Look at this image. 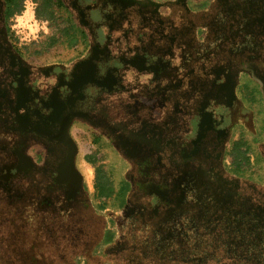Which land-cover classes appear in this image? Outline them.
<instances>
[{
	"label": "rangeland",
	"instance_id": "1",
	"mask_svg": "<svg viewBox=\"0 0 264 264\" xmlns=\"http://www.w3.org/2000/svg\"><path fill=\"white\" fill-rule=\"evenodd\" d=\"M41 1L35 0V15L48 22L49 34L41 32L39 40L31 44L20 42L13 23L24 10L23 2L20 12L7 23L9 37L0 29V56H7L13 44L21 53L23 66L36 70L35 76L43 73L53 78L58 71L70 77L73 66L92 55L101 86L113 87L105 90L106 95L134 107L110 112L115 118L126 114L131 119L126 129H119L130 135L131 161L118 150L117 128L112 130L114 139L109 142L101 127L90 124L72 109L75 118L66 134L75 152L77 188L85 205L76 212L63 208H57V212L56 207L48 211V192L37 196L44 206L34 200L33 181L45 177V153L54 148L29 144L25 154L33 158L36 150L41 169L12 177L16 182L10 185L13 189L0 180V264H264L263 38L257 36L252 50L247 46L251 35L245 31L246 26L242 34L231 36L228 44L216 34L212 40L208 38L222 18L245 17L249 8L223 0H102L110 6L112 19L129 1L139 13L130 11L124 26L110 34V54L101 59V54L81 41L69 46L63 33L68 27L65 15L55 7L51 12L43 9ZM255 1L257 6L261 4L255 9L257 15L258 11L263 15L264 0ZM86 22L94 32L91 19ZM6 56L0 61L7 62ZM134 56L138 58L133 61ZM145 62L150 72L137 74ZM251 65L260 66L255 76ZM114 68L121 72L119 81ZM10 69L15 71L14 66ZM90 71L88 66L84 68L86 74ZM40 80L47 89H38ZM40 80L33 77L32 83L41 91L39 101L31 96L27 108L34 105L44 119L48 113L42 103L57 90L54 93L48 88L53 85L48 84L49 78ZM89 83L86 88L95 94L100 87ZM57 95L72 97L66 87ZM217 101L227 106L211 109L210 103ZM31 107L26 111L21 106L13 109L18 120L0 114V146L13 140L4 134L10 123L20 129H55L51 119L34 124ZM55 110L53 106L50 112ZM210 110L213 115L220 114L218 127L222 128L217 130L224 144L217 153L211 147L196 149L194 143L202 129L198 122ZM94 136L100 141L93 143ZM29 139L32 142L34 136ZM192 142L196 157L191 155ZM3 148L1 160L7 159L2 156ZM179 149L189 153L191 160H180ZM86 158L92 163L87 164ZM9 161V166L14 163L13 159ZM21 169L27 168L21 164ZM14 170L11 165L10 172ZM164 175L168 178L165 185L172 183L179 188V208L175 207V193L167 198L169 194L161 184L162 197L166 194L162 200L152 194L137 195L140 188H153L154 177L161 183ZM96 182L113 188L107 200L96 196Z\"/></svg>",
	"mask_w": 264,
	"mask_h": 264
},
{
	"label": "flooded vegetation",
	"instance_id": "2",
	"mask_svg": "<svg viewBox=\"0 0 264 264\" xmlns=\"http://www.w3.org/2000/svg\"><path fill=\"white\" fill-rule=\"evenodd\" d=\"M3 1L4 0H0V29H2L4 31V34L9 37V32L6 31V29L8 28L7 23H4L2 19ZM63 1L66 6H64L66 9L64 12L65 14L69 15L73 22V33L82 32L86 38L85 42L87 48L90 47L91 51H95L97 55L98 53L101 54V59H106L110 54V51L108 50V43H110L112 39L110 37V34L113 31H116L117 27L121 29L124 26L123 20L130 19V11H134L135 13H137V15L139 13L136 7L132 6V1H129L128 4L124 5V9H120L119 13L115 14V19L109 17L112 14L110 12V6L108 7V4L106 3L103 4L104 2L102 0ZM223 1L228 2L230 4L231 2H240L241 4L246 5L249 8V12L248 14L244 15L245 17H236L234 19H232V17L226 19L222 18L220 26L215 27L216 32L213 31L212 33H208V38L212 40L216 34L219 36V40H222L223 42L228 44L229 41L227 40L234 34L237 35V33H241L244 30V27L246 26L248 27V29L245 31H248L251 35L249 41L247 42L248 48H251L252 50V48L255 46L254 42L257 36L263 38V41L260 43V45L264 46V12L262 13L263 15H260L258 11L257 15L255 11V9L260 7L261 4L257 6L258 2H256L255 0ZM79 14L82 15L84 18H81ZM137 15L133 14L132 16L138 17ZM89 18L91 19V23L94 25V32H91L87 26L86 21L90 20ZM109 18L110 21L108 20ZM132 19L133 21H135V18ZM229 28L232 29L231 34H229ZM93 33L96 34V37L93 36ZM80 41L81 40H78V42ZM8 48L9 49L7 50V56L5 52V54L2 53L4 57L6 56L8 58L7 62L5 60L0 61V97L2 99V101H0V114L2 116L10 114V117L13 115L15 119H20V117L16 113H14L13 109L18 108V106H21L22 110L25 111L26 109H29L31 106L27 108V104H29L31 96H34L38 100L40 98L38 94H40L43 89H47V86L45 84L43 85L40 79L46 80L47 78H49L48 84L53 85L48 86V88L52 91L57 90V92L55 93L54 91L55 95L48 97V102L46 101L45 103H42V108H44V111L48 113L47 116H45L46 118L44 119H51L53 121L50 122L51 126L55 127V129L51 128V132L49 129L42 131L32 126H29V128H25L24 126H22V129H20L18 127L12 126L11 123L7 125L5 130L7 129V131L10 132L6 131L4 132V134L9 136V138L12 137L11 139L13 140L11 142L6 141L5 144H2L0 146V148L4 147L3 149H1L3 151L2 156L7 157V159L5 160L0 159V169L3 168V170H1L0 172V180L3 182V185L5 184L6 187L11 188L10 185H12V183L14 185L16 184L15 180H13L12 177L17 175L18 173L24 174L28 171L36 170L38 167L41 169V160L38 159L39 156L37 154V151L34 150V153L32 155L33 158H28V156L25 154V150L29 144H40L42 146L49 145L51 148H54V150L52 152L48 151L45 153L46 157H44V160H48V166L45 167V177L43 179L36 178L33 181V183H35V185L32 187L35 190L34 200L39 201V205L44 206L43 201L41 199L39 200L37 196H39L40 198L48 192V211L53 209V207H56V210L57 208H63L65 210L73 209V211L76 212L79 210V208L85 205V202L84 198L80 196V189L77 188L78 174L75 165L73 164L75 152L72 150V147L69 146V140L66 134L68 125L71 124V122L74 121L75 118V116H73L74 113L72 109H75V113L81 114L85 120L91 121L90 124L101 127L104 134L109 138V142H111V140L114 139L111 135L112 130L116 128V130L126 129L127 125L130 124L131 119L129 116H124L126 114H122L121 117L115 118L111 116L110 112L113 109H120L119 111H130L133 110L134 107L130 106V104H128L125 100L120 99L118 101H115L109 96L111 94H107L108 96L106 95L105 90L112 89L113 87L103 88L101 86L100 75L98 74V70L95 67L92 55L87 56L78 64L74 65L71 72L69 73L70 77L65 76L63 72L60 73L58 71L59 74L57 75V77L51 78L50 74H48V76H45L41 72H39V74L41 73V75L35 76L36 70H33L32 68H28L21 64L22 56L16 46L12 44ZM219 48L222 49V45H220ZM219 55L223 57L222 52H220ZM3 56H0V58H3ZM119 57H117L118 60ZM137 58H135L134 56L132 60L134 61ZM144 65L145 67H142L140 71H136L134 67L133 69L136 71L137 74L139 73L141 75H144L150 72V67L149 65H147V62H145ZM10 66H14L15 71L10 69ZM86 66L91 68V71L88 74L84 72V68ZM236 67L233 66V68ZM249 68H251L250 71L253 76H255L256 69H260V66L251 65V67ZM114 69L118 71V74H116V81L121 80L122 76L121 74H119L121 72L117 68ZM111 71H113L112 73L114 74L115 71ZM84 75L87 76L86 80L84 79ZM33 77H38V79L40 80V87H38V89H40L41 91L37 89L35 84H32L34 82ZM112 78L115 77L112 76L111 79ZM263 79L264 77L261 78L262 81ZM80 81H83V84H85L80 85ZM87 82H91L89 84H94L100 87L96 88L95 94L90 93L89 89L86 88ZM64 87L70 89L72 97H57V94L60 93L61 88ZM84 89L86 90L84 91ZM12 103L13 105L11 106ZM210 105L212 106L211 109L213 107L216 108L221 106V110L227 106L226 104H222L218 101L214 102L213 104L210 103ZM33 106L34 105H32L30 109V112H32L33 114V123L39 124L44 119H42L41 115L39 114V110H37V108H34ZM53 106L56 107V110L55 112L51 113V107ZM62 109H65L64 112H60ZM137 112L138 110H136V114ZM219 115H213L212 111L210 110V113L206 117H204L205 119L202 118V122H198L199 127H201L202 129H199V134L197 136L198 142H194L197 145L196 149H199V147H205L206 149L211 147L213 153H217V151L220 152V148L222 147L224 142L221 140L220 132L217 130V128H222L221 126L218 127L220 125V123L218 122ZM119 125L123 126L119 127ZM205 125L207 126V130L204 129ZM117 134L118 150L123 155V157L130 162V154L132 152V149L129 144L130 135L127 132L124 133L120 130L117 132ZM31 135L34 136V140L32 142L29 139ZM24 139H26L25 142ZM98 141H100V137L94 136L92 142L94 143ZM193 145L194 144L192 142V144H189V147L191 150V155L196 157L198 155V152L197 150H195ZM188 154L189 153H185L184 151H180L179 149V156H177V154L175 155L180 160L183 157L186 160H191V155ZM215 155L214 157L217 158V154ZM9 159H13L14 163L10 164V166L12 165L14 167V173L10 172L9 163L11 161H9ZM85 161L88 162L87 164H91L92 162L90 161L93 160H89L88 158H86ZM184 163L185 166L183 165V167L186 168L188 161ZM21 164L22 166L24 165L25 168H27L25 171L21 169ZM19 169L23 172H19ZM162 179L163 180L160 183V179L158 177H154L153 181H151L153 188H140L137 192V195L139 192H142L143 195L149 196L150 194H152L157 197V200H162L164 199L166 194L162 197L161 189L165 192H168L169 195L167 196V198L172 195V193H175V207L178 206L179 208L180 206L177 205L180 201V193H178L180 192L179 188L172 183H170L171 186H169L168 183H166L165 185V179H168L165 175ZM158 184H161V189L158 187ZM106 186L107 190L111 193L109 196L101 198L107 200L112 195L113 188L110 185ZM207 187H205L204 189H207ZM96 189V196H99L98 191L100 190V188L98 182H96ZM123 199L126 200L125 196ZM172 209H174L173 206ZM57 212H59V210H57Z\"/></svg>",
	"mask_w": 264,
	"mask_h": 264
},
{
	"label": "trees",
	"instance_id": "3",
	"mask_svg": "<svg viewBox=\"0 0 264 264\" xmlns=\"http://www.w3.org/2000/svg\"><path fill=\"white\" fill-rule=\"evenodd\" d=\"M24 2V0H4L3 1V8H2V19L4 23H8V21L17 13L20 12L21 8H22V3ZM63 0H42L41 1V6H43V9H48V11H52L53 7L57 8V10H59V12H62L65 15V19L67 22L68 27L66 29H64V35H66L67 37V44L69 46H75L78 42V40H81L82 44L84 46L86 45V38L85 35H83V33H73V22L71 20V18L69 17L68 14H65V4L63 3ZM65 6V7H64ZM68 9V8H67ZM50 12H48V14H50ZM7 32L9 31V28L6 29ZM99 188L100 190L98 191L99 197H107L110 195V191L107 190V186L105 184H101L99 183ZM124 195L122 194L121 197L122 199Z\"/></svg>",
	"mask_w": 264,
	"mask_h": 264
},
{
	"label": "clouds",
	"instance_id": "4",
	"mask_svg": "<svg viewBox=\"0 0 264 264\" xmlns=\"http://www.w3.org/2000/svg\"><path fill=\"white\" fill-rule=\"evenodd\" d=\"M37 7L35 0H24L23 12L14 17L13 29L17 32L22 44H31L39 40L41 32L45 35L50 32L48 22H42L36 17Z\"/></svg>",
	"mask_w": 264,
	"mask_h": 264
}]
</instances>
